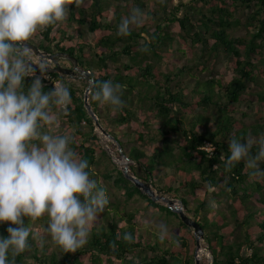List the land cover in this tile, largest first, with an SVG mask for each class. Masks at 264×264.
<instances>
[{"label": "trees", "instance_id": "1", "mask_svg": "<svg viewBox=\"0 0 264 264\" xmlns=\"http://www.w3.org/2000/svg\"><path fill=\"white\" fill-rule=\"evenodd\" d=\"M113 1L114 5L112 0L69 5L64 25L58 22L38 30V43L32 38L30 42L49 53L69 52L78 67L91 72L93 83L112 80L123 85L124 107L119 111L91 99L93 84L88 102L102 128L129 158V173L150 182L160 194L180 200L185 212L200 224L210 264H264V177H249L243 160L230 171L224 165L232 138L244 141L264 135V121L246 124L241 116L247 112L239 107L264 101V0H152L153 9L147 8L145 0ZM132 6L150 17L152 29L142 23L131 27L129 35L118 36L117 26ZM246 9L249 13L243 14L242 21L240 12ZM173 23L178 26L174 33L168 29ZM70 24L76 27L75 34L68 32ZM238 27H244L249 37L235 35ZM86 33L94 36L91 41ZM176 39L180 45L176 52L188 55L199 45V55L186 56L182 65L162 70L161 63L169 61ZM145 46L148 51H141ZM220 54L231 59L229 80L217 76L210 64ZM49 74L71 93L66 113L53 108L75 138L70 147L87 159L91 178L106 190L100 180L108 182L112 177L96 170L106 153L98 145L97 156L90 144L98 142L100 134L83 98L64 76ZM36 75H41L39 70ZM33 79L25 77V88ZM42 84L44 92L53 90L50 82L42 79ZM256 151L254 145L252 153ZM259 167L264 170V162ZM112 184L124 190L126 201L138 194L147 207L166 218L172 216L176 232H168L161 241L157 229L134 221L136 212L109 201L98 217L99 225L90 229L87 243L76 252L64 253L59 246L52 249L51 239L40 230L46 227L47 215L36 221L22 217L23 226L30 229V247L15 257L14 264H24L26 256L39 264H82L83 260L90 264H194V236L177 213L147 197L121 170ZM203 187L216 206L196 195ZM8 227V222H0V238L8 237ZM125 233L131 234V241L123 238Z\"/></svg>", "mask_w": 264, "mask_h": 264}, {"label": "clouds", "instance_id": "2", "mask_svg": "<svg viewBox=\"0 0 264 264\" xmlns=\"http://www.w3.org/2000/svg\"><path fill=\"white\" fill-rule=\"evenodd\" d=\"M81 3L0 0V222L18 226H9L8 237L0 238V264H14L15 257L30 247V229L23 226L22 217L36 221L47 215L46 236L64 253L76 252L87 243L90 229L109 203L106 190L91 178L87 159L70 147L75 138L54 134L59 120L53 108L67 112L72 103L69 87L56 80L53 90L44 92L41 77L47 78L52 68L50 58L39 55L34 59V49L22 43L30 41L38 30L64 21L69 5L78 7ZM144 15L138 7L131 9L122 17L116 34L129 35L132 26L143 23ZM25 77H34L27 88ZM93 88V101L110 106L113 112L124 107L120 83L94 82ZM228 150L226 171L243 160L249 177H264L259 167L264 162V135L244 141L232 138ZM155 227L158 238L165 240L167 225L159 223ZM44 238L40 237L41 246ZM123 238L132 240L129 233Z\"/></svg>", "mask_w": 264, "mask_h": 264}, {"label": "rangeland", "instance_id": "3", "mask_svg": "<svg viewBox=\"0 0 264 264\" xmlns=\"http://www.w3.org/2000/svg\"><path fill=\"white\" fill-rule=\"evenodd\" d=\"M120 2H122V1H120ZM145 2H146L147 8L149 6H151L152 9L155 8L154 4L152 3L153 2L152 0H145ZM112 3L114 5L115 1L112 0ZM133 8H136V7L132 6L131 9H133ZM159 13L157 15H159ZM248 13H249V10L246 9L243 11V13L240 12V15L242 14V17H243V14H248ZM108 14H109L108 18H110L112 16V13L109 12ZM236 14L238 15V13H236ZM241 20L244 21V17ZM61 23L64 25L63 22H61ZM143 23H145L149 29H152V26H151L152 22L150 21V17H147L146 15H144ZM72 25H74V24H70V26L68 27V32L71 34H75L76 33L75 28L76 27L74 28V27H72ZM77 28H79V26ZM168 29H170L171 32L174 33V32L178 31V26L174 23L169 24ZM234 34L249 37V34H248V32H246L244 27L235 28ZM86 37L89 41H91L94 36L92 34L86 33ZM32 39H34L36 41V43H38V41H39L36 34L32 37ZM66 43L71 44V41H67ZM33 44H35V43H33ZM172 44H173L172 49L174 50V51H172L173 54L171 55L169 61H167V59L165 61H162V63H161V69L162 70H165L166 68H170V66L182 65L184 62L187 61V59L185 58L186 56L192 57L193 55L194 56L199 55V45L194 46L191 49V51L188 52V55H182L181 53H178L175 51L176 48L180 46L179 43L177 42V39L175 40V43H172ZM230 60L231 59L228 56H226L224 54H220L216 59L210 61V64H212V66L214 67V71L216 72L217 76H222L225 80H229L231 78L232 68L230 65ZM59 62L64 67H71L70 63L65 59H60ZM64 77L66 79V82L69 83L70 85L72 84L78 90V92L80 93V95L83 98V94L85 92V89L89 86L90 81L87 79H84L82 77H78V74H77V76H74V77H71V76H64ZM239 107L242 110H245L247 112V114L245 116L244 115L241 116L246 124L251 123V122H255V121H264V101H259V102H255V103H241V104H239ZM58 120H59V126L53 130L54 134H68V135L72 136L73 134H72L71 130L65 125L63 120H61L59 118H58ZM85 130H87V128ZM96 130L100 134V139L98 140V142L91 141L90 144L95 147V150H96L95 153L97 156L100 155V149H99L98 145L106 153V157L99 159L100 162L96 166V170L100 171V172L107 171L110 173V175L112 177L108 182L107 181L103 182L102 180H100L102 185H104V187L107 190L106 194L108 196L109 201L112 203L118 202L120 204L121 208L125 207L124 209L136 212L134 221L137 222L138 224H149L150 228H152V229L154 228L156 230V227H155L156 224L164 223L168 227V230H169L168 232H176L177 221L173 220L171 218L172 216L169 218H166L162 213L160 214L155 209L147 207L146 201L138 194L135 195L129 201H126L124 193H123L124 190L121 188H117L115 185L112 184V180L117 176V170H121V168L123 166L124 158L118 152L116 145L111 140L104 137L98 129H96ZM206 148L210 149L211 147L207 145ZM126 162H127V164L131 163L130 161H126ZM99 178H100V176H99ZM196 195L200 198H205L211 204H213L212 202H214V206H216V204H217L215 202V200L211 198V194L209 193V191H208V193H205L204 187L197 190ZM166 197H168V196H166ZM156 202H159L160 204L165 205V203L162 201H156ZM99 223H100V220L98 218V220L96 221V223L93 226L99 225ZM8 224L11 227L13 226V225H11V222H8ZM44 228L45 227L42 226L40 229L43 231V233H44ZM189 229L191 230V228H189ZM191 232H192V230H191ZM201 247H204V242L201 243ZM51 248L56 249V245L52 244ZM201 250H202V252L200 255V259H199L200 264H210V259H211L210 253L208 252L207 249L205 251H203V249H201ZM128 257H131V256H128ZM134 260L136 261L137 258H135ZM24 262H25L24 264H39V263H36L31 256H26L24 259ZM82 264H90V263L87 260H83ZM105 264H106V262H105ZM111 264H118V263L113 261V263H111Z\"/></svg>", "mask_w": 264, "mask_h": 264}, {"label": "water", "instance_id": "4", "mask_svg": "<svg viewBox=\"0 0 264 264\" xmlns=\"http://www.w3.org/2000/svg\"><path fill=\"white\" fill-rule=\"evenodd\" d=\"M22 43H28L30 47L34 49V54L39 57V55H45L50 58V61L53 63L52 68L48 70V72H54L61 76H77L82 77L84 79H87L90 81L89 86L85 89V92L83 94V104L88 112L89 116L94 121L95 129H98L100 133L106 137L107 139L111 140L118 150V152L122 155L124 158V163L121 168L122 173L124 176L130 180L137 188H139L147 197H149L153 201H162L165 203V205L172 210L173 212L177 213L179 216V219L189 228H191L194 240H195V248L193 252L194 257V264H200L199 258H198V252L201 250V241L204 239V231L201 228L200 224L193 219L190 215H188L185 210L183 209L182 203L178 199H173L166 197L163 194H160L158 191L154 190L151 187L150 182H145L141 180L140 178L136 177L132 173H129V167L126 161H129V158L122 152L120 143L106 130H104L101 126V124L98 121L97 116L93 112L91 105L88 102V93L89 88L93 84V81L90 77L91 72L89 70H83L80 67H78L77 59L71 55L69 52L64 51H55L53 53H49L43 50H40L35 44L32 42H22ZM65 59L67 60L71 67H64L60 64L59 60ZM38 70V69H37Z\"/></svg>", "mask_w": 264, "mask_h": 264}, {"label": "built area", "instance_id": "5", "mask_svg": "<svg viewBox=\"0 0 264 264\" xmlns=\"http://www.w3.org/2000/svg\"><path fill=\"white\" fill-rule=\"evenodd\" d=\"M34 59H39V57H37V55H34ZM51 62V61H50ZM51 65H53V63L51 62ZM46 76H47V78H45V77H41L42 79H44L45 81H47V82H50L51 84H52V88H54V83H53V81H56V80H59V79H53L52 77H51V75L49 74V72H47V74H46ZM60 81V80H59ZM211 149V148H210ZM203 242V240L201 241V243ZM201 249H203V251H205L206 249H207V247H206V245L204 244V247H201ZM208 250V249H207ZM208 252H209V250H208ZM211 260V259H210Z\"/></svg>", "mask_w": 264, "mask_h": 264}, {"label": "bare ground", "instance_id": "6", "mask_svg": "<svg viewBox=\"0 0 264 264\" xmlns=\"http://www.w3.org/2000/svg\"><path fill=\"white\" fill-rule=\"evenodd\" d=\"M201 252H202V250L201 251L199 250V252H198V258L199 259H200Z\"/></svg>", "mask_w": 264, "mask_h": 264}]
</instances>
